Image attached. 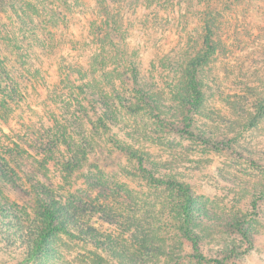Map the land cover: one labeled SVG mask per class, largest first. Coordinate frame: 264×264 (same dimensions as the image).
<instances>
[{"label": "rangeland", "instance_id": "374dc122", "mask_svg": "<svg viewBox=\"0 0 264 264\" xmlns=\"http://www.w3.org/2000/svg\"><path fill=\"white\" fill-rule=\"evenodd\" d=\"M30 1L42 8V0ZM258 7H240V15L248 11L251 17L238 18L231 29L225 26L200 71L202 103L188 117L185 109L175 112L179 107L171 99L163 114L119 109L109 131L98 130L89 115L83 128L91 145L83 150L73 136L68 147L41 150L42 129L56 132L46 120L52 109L45 100L47 93L62 89L49 88L57 81L56 52L42 60L41 48L23 43L37 61L26 69L34 77L24 103L10 105L0 118V264H87L82 253L87 250L112 264H264V109L257 115L258 103L264 104V8L260 17ZM12 28L19 40L36 43L29 31ZM74 30L71 18L57 30V53H71L62 41ZM187 36L175 33L159 43L135 30L127 42L146 86L163 99H168L167 85L181 78L179 69H166L167 64L178 66L184 55L192 56L186 47L199 43ZM161 57L167 58L163 65ZM184 118L192 122L189 135L175 134L158 121L181 127ZM48 133L45 141L52 138ZM122 147L142 157V169L138 157L127 156ZM179 184L191 194L190 229L203 261L191 258L192 247L179 233L183 195L173 187ZM42 201L68 232L86 234L84 251L60 235L50 239L47 252L28 259L42 228L37 216ZM60 245L68 247L66 255ZM154 247L166 251H151Z\"/></svg>", "mask_w": 264, "mask_h": 264}, {"label": "trees", "instance_id": "16d2710c", "mask_svg": "<svg viewBox=\"0 0 264 264\" xmlns=\"http://www.w3.org/2000/svg\"><path fill=\"white\" fill-rule=\"evenodd\" d=\"M61 1L42 0V8H39L34 7L30 0H0V118H4L8 113L10 105L24 103L26 90L32 85L34 75H29L26 69L31 66V61L36 63L37 58H32V48L27 49L23 43L27 42L26 44L33 48H41L42 60L46 54L56 52L54 61L58 68L57 81L49 88L62 89L52 93L53 96L50 94L51 97L47 93L45 97L52 109L49 111L50 119L46 120L53 124L56 132L42 129V140L39 144L42 151L56 150L61 145L68 147L69 136L79 139L78 147L82 150L91 145L83 128V121L89 115L95 116L98 130L109 131L121 116L119 109L124 108L131 115H138L136 111L142 108L163 114L164 104L171 99L179 107L175 112L185 109L188 117L187 114L202 103L204 84L199 79L200 71L209 56L216 51L215 42L219 41L225 26L231 29L238 18L251 17L248 11L240 15V7L246 6L251 10L257 4L260 17H263L264 8V0H90L89 3L85 0ZM68 17L75 22V30L62 44L67 50H71V53L59 54V49L55 47L59 41L55 40V35L58 29L68 26ZM17 25L23 34L29 31L36 43L19 40L12 28ZM135 30L147 39L152 38L159 43L175 33L181 37L188 35L191 39L196 36L199 40L195 48L186 47L192 56L184 55L178 66L176 63L167 64L166 69L176 66L181 75L173 86L169 83L165 88L168 91L167 100L158 92H151L146 86L144 78L140 76L139 65L128 53L127 42ZM37 32L42 38L37 36ZM182 45L178 42L176 47L182 49ZM160 60L163 65L167 58L161 57ZM151 68L157 71L152 65ZM165 80V83H168V78ZM62 92H66V96H63L65 102L62 108H59L61 106L58 100L62 98ZM70 103L77 105L71 108ZM263 109L264 104L258 103L257 115ZM157 117L161 116L157 114ZM158 121L175 134L192 133L188 131L192 123L188 118L179 120L181 127L173 121ZM73 127L76 130H73ZM44 133L50 134L52 138H46L45 141ZM108 137L110 141L113 135L108 134ZM120 150L132 158L136 156L135 152L124 147ZM136 157L138 166L142 169L144 160L142 157ZM173 187L183 195L178 219L181 238L191 245V258L203 261V256L198 253L197 239L190 229L189 189L180 184ZM42 190L44 192L43 187ZM44 194L48 195L50 192ZM41 210L37 216L42 219V228L29 260L41 252H47L50 239L60 235L76 241L74 246L83 245L81 249L85 250L89 244L85 238L86 234L68 232L64 224L56 221L57 212L43 201ZM130 226L133 227L132 224ZM142 247L145 248V245ZM59 248L64 255L66 254L63 248L69 250L65 245H60ZM155 249L161 254L166 251L156 247L151 251ZM87 251L82 252L87 264H112L91 250Z\"/></svg>", "mask_w": 264, "mask_h": 264}]
</instances>
